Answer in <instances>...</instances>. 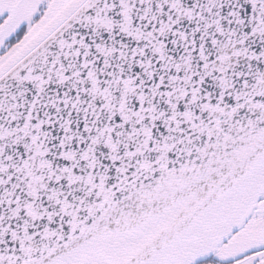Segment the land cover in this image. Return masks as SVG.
Listing matches in <instances>:
<instances>
[{
	"label": "snow or ice",
	"instance_id": "6c2138e0",
	"mask_svg": "<svg viewBox=\"0 0 264 264\" xmlns=\"http://www.w3.org/2000/svg\"><path fill=\"white\" fill-rule=\"evenodd\" d=\"M0 264H264V0H0Z\"/></svg>",
	"mask_w": 264,
	"mask_h": 264
}]
</instances>
